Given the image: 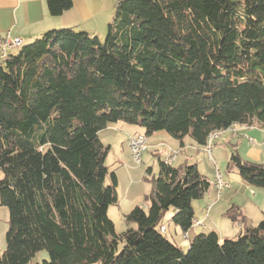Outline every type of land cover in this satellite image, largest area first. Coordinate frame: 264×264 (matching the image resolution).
Returning a JSON list of instances; mask_svg holds the SVG:
<instances>
[{
  "label": "trees",
  "instance_id": "trees-1",
  "mask_svg": "<svg viewBox=\"0 0 264 264\" xmlns=\"http://www.w3.org/2000/svg\"><path fill=\"white\" fill-rule=\"evenodd\" d=\"M47 5L60 16L73 0ZM121 121L181 147L236 125L264 129V0H119L105 39L52 29L0 62V205L10 211L0 264L42 250L44 264H264V219L243 215L238 238L200 232L186 249L166 236L167 212L188 235L193 201L214 186L188 160L159 157L147 208L117 233L118 177L99 134ZM234 168L264 189V164L233 150Z\"/></svg>",
  "mask_w": 264,
  "mask_h": 264
},
{
  "label": "rangeland",
  "instance_id": "rangeland-1",
  "mask_svg": "<svg viewBox=\"0 0 264 264\" xmlns=\"http://www.w3.org/2000/svg\"><path fill=\"white\" fill-rule=\"evenodd\" d=\"M105 38L106 35L101 37L102 40ZM20 46L16 47L21 50L23 46ZM122 123L130 124L123 121L119 124ZM130 126L138 128L141 133H145L142 127L134 124ZM244 127L249 126L237 127L236 125L231 127V130L219 132L217 138L219 140L216 139L213 144V160H216V164L209 158L204 146L195 143L190 136H186V148L182 150L180 141L166 131H157L148 137L149 150L143 154V162L138 163L131 155L128 140L126 142V139H129L126 137L127 134L107 128L100 131L102 132L103 142L106 145H111L106 163L110 170L116 172L118 177L117 192L119 200L117 204L110 207L108 212L115 222L117 233L120 234L127 230L125 214L129 213L136 205L147 208L146 196L153 187L151 179L153 176L157 177L159 175V157L169 150H178L179 155H176L173 163L175 166L181 165L188 159L190 163H197L201 173L209 180H214L218 170L229 183V187L224 189L222 195L213 186L202 199L193 201L197 216H206V224L211 225L208 229L202 227V229H196L209 232L213 227L219 234L220 239L223 240L224 238H238L245 228L244 223L241 221L243 215L246 216L248 225L257 226L264 219V189L245 182L237 169H229L233 150H236L244 160L264 164V129L255 124L254 128L240 131ZM155 151H157V154L154 153ZM150 167L153 170L151 175L147 173V169ZM238 208L241 210L240 212L237 211ZM235 213L239 218L237 221L233 220L231 216ZM9 219V208L0 205V253H3L7 248ZM165 226L168 228L166 236L169 239H174L173 241L178 245H185L184 249H186L189 240L180 228L177 229L178 233L175 232L176 227L172 221V210L166 214ZM190 237L193 238V232ZM49 259L48 251L42 250L37 253L30 264H44V261Z\"/></svg>",
  "mask_w": 264,
  "mask_h": 264
},
{
  "label": "crops",
  "instance_id": "crops-1",
  "mask_svg": "<svg viewBox=\"0 0 264 264\" xmlns=\"http://www.w3.org/2000/svg\"><path fill=\"white\" fill-rule=\"evenodd\" d=\"M118 1L119 0H73V6L71 9L65 11L60 16H53L50 14V11L48 9L47 0H0V38L19 37L22 39L21 46H24L33 42L35 39L40 38L49 30L68 27L75 28L76 30L87 31L92 36H99L101 38L102 36L107 34L108 25L114 17ZM19 51V47H14L13 49H10L8 51V54H16ZM1 61L2 57L0 54V62ZM119 123L120 122L111 125L107 129L117 130L121 133L124 132L125 134H127V138L135 133H141L138 131V128L130 126L131 124ZM254 127L255 126L244 127L240 131H244ZM101 133L102 132H100V138ZM101 140L103 142L102 138ZM127 140L128 139H126V142ZM181 148L182 150H185L186 143L185 146ZM154 153L157 154V151H155ZM205 218L206 216L201 217L197 216L196 214V219L203 221V226H195L192 230L189 231V243L191 240L190 236L192 232L194 237L196 234L203 231L201 230L202 228H210L211 225L206 224ZM175 227V232L178 233L177 229L180 227L176 225ZM211 228L212 230H215L213 229V227ZM167 231L168 228L166 232ZM180 246L183 248L185 247V245L182 244Z\"/></svg>",
  "mask_w": 264,
  "mask_h": 264
},
{
  "label": "built area",
  "instance_id": "built-area-1",
  "mask_svg": "<svg viewBox=\"0 0 264 264\" xmlns=\"http://www.w3.org/2000/svg\"><path fill=\"white\" fill-rule=\"evenodd\" d=\"M22 41L21 38L17 37V38H0V54L1 57H4L5 53H8V51L10 49H13L16 45L17 42ZM147 138L148 136L145 133H136L135 135H132L129 137L128 142H129V147H130V151H131V155L133 156V158L138 162L141 163V156L142 154L149 150V147L147 145ZM219 139H217L218 141ZM253 142V140H252ZM207 146V143L205 144ZM208 154H209V158L215 162L216 164V160H213L211 157V153L210 150L208 148ZM173 155H179L178 153L175 152H171L170 150L167 151L162 157H167L169 159V165L171 163V159ZM213 185L215 186V188L217 189V191L219 192L220 195H222L224 189L229 187V183L225 180V178L223 177L222 173H219V171H216L214 180H213ZM203 225V221L195 219L194 221V226H202Z\"/></svg>",
  "mask_w": 264,
  "mask_h": 264
},
{
  "label": "bare ground",
  "instance_id": "bare-ground-1",
  "mask_svg": "<svg viewBox=\"0 0 264 264\" xmlns=\"http://www.w3.org/2000/svg\"><path fill=\"white\" fill-rule=\"evenodd\" d=\"M20 45H22V41L17 42L16 45H15V47H16V46H20ZM4 57H6V53L4 54ZM219 132H220V131H214V132H212V133L209 135V137H208L207 146H206V145L204 146V148H205V152H206L207 154H208V148H209L212 159H213V144H214L215 140L219 137ZM147 143H148V138H147ZM128 144H129V143H128ZM147 151H148V150H147ZM147 151H145V152H147ZM170 151H171V152H175V153H177V151H175V150H170ZM145 152H144V153H145ZM144 153H143V154H144ZM143 154H142V156H141V163L143 162V158H142V157H143ZM208 156H209V154H208ZM175 158H176V155H173L170 164H173V163H174ZM163 161H164L165 163L169 164V159H168L167 157H164ZM219 173H220V172H219ZM163 230H165V226L163 227ZM187 236H188V235L186 234V238H187Z\"/></svg>",
  "mask_w": 264,
  "mask_h": 264
}]
</instances>
